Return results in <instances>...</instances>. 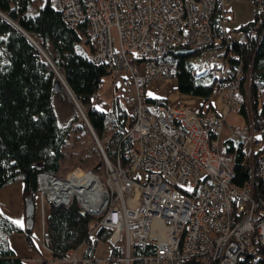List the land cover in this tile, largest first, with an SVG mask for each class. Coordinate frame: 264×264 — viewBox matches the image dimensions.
Returning a JSON list of instances; mask_svg holds the SVG:
<instances>
[{
	"label": "built area",
	"instance_id": "built-area-1",
	"mask_svg": "<svg viewBox=\"0 0 264 264\" xmlns=\"http://www.w3.org/2000/svg\"><path fill=\"white\" fill-rule=\"evenodd\" d=\"M231 1L55 0L69 25L88 23L94 38L91 58L106 65L111 84L129 88L124 104L133 122L121 137L132 144L122 148L120 143L108 155L84 114L96 138L104 179L95 169L82 167L66 178L41 171L37 192L55 205L75 198L92 216L90 233L99 226L110 228V242L125 250L123 256L108 260L110 264H264V157L251 165L249 178L239 185L234 153L225 152L219 143L222 114H202L170 103L152 109L145 102L150 82L172 78L166 60L170 51L187 47L206 49L188 59L191 73L205 83L216 81L226 112L240 110L242 68L238 65L232 73L223 54L227 47L246 43L254 30L225 26ZM217 9L222 16L215 32ZM249 129L254 131L252 123ZM250 139L258 142L253 135ZM110 142L109 136L105 144ZM256 180L263 189L260 199ZM43 241L48 247L46 233ZM136 244L152 251L135 256ZM60 258L71 264L104 262L78 258L75 249Z\"/></svg>",
	"mask_w": 264,
	"mask_h": 264
},
{
	"label": "trees",
	"instance_id": "trees-1",
	"mask_svg": "<svg viewBox=\"0 0 264 264\" xmlns=\"http://www.w3.org/2000/svg\"><path fill=\"white\" fill-rule=\"evenodd\" d=\"M54 0H45L35 6L33 0H0V189L20 180L23 182L25 196L35 202L37 176L45 171L63 178L65 147L73 132L77 118L62 124L58 119L54 99L61 96L73 105L64 85L58 91L55 84L62 74L71 92L83 105L86 117L98 139L103 142L108 155H113L118 144L122 148L132 143L122 141V132L132 124L125 104V93L118 89L110 100L109 111L94 105V99L102 90L104 78L108 75L105 64L93 62L94 51L92 34L87 22L78 26L69 25L63 14L54 7ZM264 0L254 1V17L237 29L254 30L246 43L235 44L224 50L226 65L233 73L238 65L242 68V83L239 98L243 102V112L247 126L252 123L254 130L262 132L264 140ZM222 10L213 17V29L220 30ZM85 40L90 45L89 54L77 51V44ZM206 49H195L191 54H179L171 50L166 60L172 65V78L176 81L180 95L200 99V105H186L199 113L216 111L213 96L217 83L198 80L188 66L191 56L203 55ZM232 75V74H231ZM248 85L249 101L246 100ZM152 109L159 104H169L165 97L146 96ZM248 102L250 103L247 106ZM247 103V104H246ZM75 109V108H74ZM251 111V114L249 112ZM79 126L83 127L84 122ZM111 137L109 145L105 139ZM223 150L234 153L236 173L235 182L243 185L249 178L250 168L264 157V144L251 158H246L243 143L227 139ZM82 163H89L85 157ZM95 164V163H94ZM98 164L92 169H98ZM262 185L255 181V195L262 197ZM92 216L85 212L73 198L67 205L50 204L47 216L48 247L56 257L66 251L77 250L87 244L84 255L94 258L100 242L110 247V258L125 254L124 245L110 242L112 230L99 226L90 233ZM13 232H24L33 245L32 227H21L0 211V264H27L19 258L9 243ZM152 251L150 246L134 245L132 254L142 256ZM240 260L237 264H246ZM132 264H140L136 261ZM190 264H198L190 262Z\"/></svg>",
	"mask_w": 264,
	"mask_h": 264
},
{
	"label": "rangeland",
	"instance_id": "rangeland-1",
	"mask_svg": "<svg viewBox=\"0 0 264 264\" xmlns=\"http://www.w3.org/2000/svg\"><path fill=\"white\" fill-rule=\"evenodd\" d=\"M44 1L45 0H33V3L35 4V6H39V5H42ZM247 1L248 2L245 4H239V5L237 4L234 19L242 18L243 20H246L247 18L252 16L254 12L253 2L252 0H247ZM53 3H54V7L56 8L55 0L53 1ZM231 14L232 12L228 13V16L230 18H231ZM240 23L241 22H238V24ZM234 24L235 23L233 20H230L228 22V25L231 27H233ZM113 36H114L116 44H118V35H117L115 28L113 29ZM92 42L94 43V38H92ZM89 48H90V45L87 44L85 40H81L77 44V51L82 54L84 53L88 55L90 52ZM58 73H59V77L62 78L63 77L62 74L60 72ZM111 80L112 78L108 75L104 78L102 90L99 92V95H98L99 97L104 98L105 90L108 91L112 86ZM149 86H150V90L152 91L151 93H153L154 95H165L167 99H169L170 102L173 101L172 99L173 96L177 97L176 91H175L176 81L174 78H168L167 81L166 79L165 80L156 79L150 82ZM245 87H246L245 94L247 95L246 100L249 101L248 85H246ZM65 88L67 89L66 86ZM68 92L73 102V105H71V103L68 102L69 103L68 112H67L66 107L64 106V103H61V106H59L58 101H56V97L54 99V104L56 107V111H57V115H58V119L60 123L63 124L62 121L67 119V115H69V121L71 117L77 118L76 124L73 127V132L71 136L69 137V141L65 147V158L63 160V175L65 177L63 178H66L68 174L71 172V170L75 168L82 167L84 169H92L94 168L95 164H98L97 166L98 169H96V171L100 174L101 179L103 180L104 179V167L101 164L102 158H101L100 153L98 152L96 138L93 135L90 127L88 126L87 121L84 118V114L86 115V111L83 105L79 104L78 100L75 98V96L71 92V89H69ZM184 96L185 95H179V97L181 98H185ZM59 98H62V97L60 96ZM180 102L182 101L180 100ZM213 102H214L216 111L222 114V116L224 117L223 130L219 136V143H220L221 148H224V144L227 139H233L235 143H239V142L243 143V150H244L245 157L247 159L251 158L253 153L257 151L258 149H260L264 144L262 132L256 131V130L254 131L250 130L248 128L249 126H247L245 116L243 112H241L240 110L226 112V109H227L226 104L222 101L221 95L219 93L214 94ZM77 104H79V106H77ZM249 104L250 103L248 102L247 106H249ZM58 106H59V109H58ZM249 112L251 114L250 109H249ZM81 122L85 123L83 127L79 126L80 124H82ZM233 134H236V135L232 137ZM251 135H253L254 140H258L257 143L252 142V140L250 139ZM81 157H85L86 160H88L89 162H93V165L90 166V164L87 162L82 163L79 159ZM16 182L22 183L20 180ZM26 197L27 196H25V198ZM10 201L11 200L8 198H3L1 200V203L3 205L10 207L9 205ZM46 203L49 205L51 204L48 202ZM33 216H34V213H33ZM32 234H33V228H32ZM102 244H101V252H105V249L107 250L109 248L108 247L109 245L105 243H102Z\"/></svg>",
	"mask_w": 264,
	"mask_h": 264
},
{
	"label": "crops",
	"instance_id": "crops-1",
	"mask_svg": "<svg viewBox=\"0 0 264 264\" xmlns=\"http://www.w3.org/2000/svg\"><path fill=\"white\" fill-rule=\"evenodd\" d=\"M254 1L253 5H254ZM247 0H233L228 6V10L226 11V22L225 26L228 29H237L241 24L250 21L254 17V12L251 17L247 18L246 20L241 19H234L235 18V12H236V6L237 4H245L247 3ZM255 7V5H254ZM232 12L231 18L228 16V13ZM230 20L234 21L233 27L228 25V22ZM238 22H241L238 24ZM156 80V79H155ZM167 81V80H166ZM172 83V82H170ZM116 83L111 84V88L106 91L104 98L97 96L94 99V105L103 110V111H109L110 109V100L114 93L117 91L116 88H114ZM171 85V84H170ZM118 89L125 93L126 91H129V88H122L120 85H118ZM175 88L177 97L173 96V101H169L170 104L174 105H193L194 107H198L200 105V99L198 98H191L190 96H184L185 98L179 97V93ZM68 91V90H67ZM150 86L148 85L145 90L146 96L150 97H165V95H154L151 93ZM174 93V92H173ZM60 96L56 97V101H58L59 106H61V103H64V106L67 109V112L69 110V103L67 100L63 98H59ZM180 100L182 102H180ZM58 106V109H59ZM56 108V107H55ZM57 112V111H56ZM60 115V114H59ZM73 119L72 117L70 120ZM62 121V120H61ZM63 124L69 122V115H67V119L62 121ZM3 198L10 199V207L3 205L1 203V200ZM50 205L44 202L39 196L36 197L35 200V210H34V216H33V245H31L25 235L24 232H13L11 236L9 237V243L11 248L14 250L15 254L21 258L23 261L27 262V264H71L70 262L64 261L60 257H56L53 253V251L48 248L43 241V238L45 236V233L47 231V216L49 214ZM0 211L7 215L12 221H14L16 224H18L16 221H21L18 225L21 227L27 226V213H26V198L24 193V186L23 182H16L12 185H9L7 187H4L2 190H0ZM103 242H100L98 244V247L96 248V251L94 253V258H100L103 259V264H110L109 258H110V247L105 252H101V244ZM106 244V243H105ZM103 245V244H102ZM87 247L86 243H83L78 249H77V257L78 258H84L87 257L84 255L85 249ZM121 264H125V262H122Z\"/></svg>",
	"mask_w": 264,
	"mask_h": 264
},
{
	"label": "water",
	"instance_id": "water-1",
	"mask_svg": "<svg viewBox=\"0 0 264 264\" xmlns=\"http://www.w3.org/2000/svg\"><path fill=\"white\" fill-rule=\"evenodd\" d=\"M177 53L179 54H191L194 52L193 49L187 48V47H182L176 50ZM59 76V73H58ZM61 85H65L67 89L69 90V87L65 83L63 78L59 77V81L56 82L55 84V90L58 91L61 87ZM35 210V202L33 201L31 196L26 197V213H27V226L32 227L33 225V213Z\"/></svg>",
	"mask_w": 264,
	"mask_h": 264
},
{
	"label": "snow or ice",
	"instance_id": "snow-or-ice-1",
	"mask_svg": "<svg viewBox=\"0 0 264 264\" xmlns=\"http://www.w3.org/2000/svg\"><path fill=\"white\" fill-rule=\"evenodd\" d=\"M16 222H17L18 224H19V223H21V221H19V220H18V221H16Z\"/></svg>",
	"mask_w": 264,
	"mask_h": 264
},
{
	"label": "bare ground",
	"instance_id": "bare-ground-1",
	"mask_svg": "<svg viewBox=\"0 0 264 264\" xmlns=\"http://www.w3.org/2000/svg\"><path fill=\"white\" fill-rule=\"evenodd\" d=\"M218 10V9H217ZM62 191H65V190H62Z\"/></svg>",
	"mask_w": 264,
	"mask_h": 264
}]
</instances>
